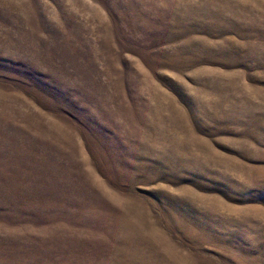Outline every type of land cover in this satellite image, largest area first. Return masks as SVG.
I'll use <instances>...</instances> for the list:
<instances>
[{
  "label": "rangeland",
  "instance_id": "obj_1",
  "mask_svg": "<svg viewBox=\"0 0 264 264\" xmlns=\"http://www.w3.org/2000/svg\"><path fill=\"white\" fill-rule=\"evenodd\" d=\"M0 264H264V0H0Z\"/></svg>",
  "mask_w": 264,
  "mask_h": 264
}]
</instances>
